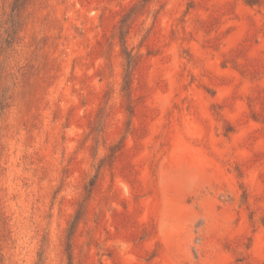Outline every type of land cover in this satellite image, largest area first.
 Listing matches in <instances>:
<instances>
[{"label": "rangeland", "instance_id": "obj_1", "mask_svg": "<svg viewBox=\"0 0 264 264\" xmlns=\"http://www.w3.org/2000/svg\"><path fill=\"white\" fill-rule=\"evenodd\" d=\"M0 264H264V0H0Z\"/></svg>", "mask_w": 264, "mask_h": 264}, {"label": "trees", "instance_id": "obj_2", "mask_svg": "<svg viewBox=\"0 0 264 264\" xmlns=\"http://www.w3.org/2000/svg\"><path fill=\"white\" fill-rule=\"evenodd\" d=\"M251 3V2H250ZM252 4V3H251ZM253 4H254V2H253ZM127 61H128V65L131 63V61H132V54L131 53H128V55H127Z\"/></svg>", "mask_w": 264, "mask_h": 264}]
</instances>
